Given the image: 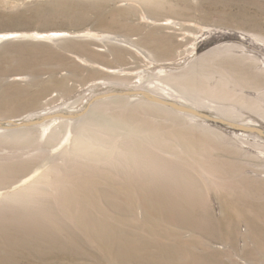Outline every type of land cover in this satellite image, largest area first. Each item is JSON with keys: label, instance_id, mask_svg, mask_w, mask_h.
<instances>
[{"label": "rangeland", "instance_id": "374dc122", "mask_svg": "<svg viewBox=\"0 0 264 264\" xmlns=\"http://www.w3.org/2000/svg\"><path fill=\"white\" fill-rule=\"evenodd\" d=\"M0 264H264V0H0Z\"/></svg>", "mask_w": 264, "mask_h": 264}, {"label": "bare ground", "instance_id": "6f19581e", "mask_svg": "<svg viewBox=\"0 0 264 264\" xmlns=\"http://www.w3.org/2000/svg\"><path fill=\"white\" fill-rule=\"evenodd\" d=\"M173 22V21H172ZM174 23V22H173ZM93 35V34H92ZM95 36V35H94ZM93 36V37H94ZM116 38V37H115ZM96 39H99V38H96ZM114 40V39H113ZM153 83V82H152ZM158 83V82H157ZM161 83V82H160ZM165 84V83H164ZM157 86H158V84H156ZM156 87V86H155ZM160 87V89L168 96V97H170V98H179L180 99V93L178 94L177 92H176V90H174L173 88H171V87H169V85H160L159 86ZM146 94V93H145ZM144 94V95H145ZM153 95V94H152ZM160 95H161V93H160ZM164 96V95H163ZM162 96V97H163ZM183 97H185V96H183ZM161 98V97H160ZM164 98V97H163ZM169 99V98H168ZM153 100H155L154 102H156L157 100L159 101V99H153ZM171 100V99H170ZM162 101H163V99H162ZM165 102V101H164ZM156 103H158V102H156ZM159 103H161V101L159 102ZM163 103V102H162ZM161 103V104H162ZM167 103V102H166ZM169 103V102H168ZM174 104H177V103H175L174 102ZM183 107V106H182ZM185 107V106H184ZM185 109H186V107H185ZM188 110V109H187ZM182 111V110H181ZM190 111V110H189ZM188 113V112H187ZM56 117V116H55ZM62 117V116H61ZM61 117H58V119L59 118H61ZM193 117V116H192ZM54 119V118H53ZM52 120V119H51ZM50 120V121H51ZM54 120H57V118L56 119H54ZM57 122V121H56ZM43 123V122H42ZM51 123V122H50ZM53 123V122H52ZM40 125V124H39ZM48 122H47V124H42V132L43 133H46L45 131L48 129ZM49 130V129H48ZM69 134H70V132H69ZM19 186V185H18Z\"/></svg>", "mask_w": 264, "mask_h": 264}]
</instances>
